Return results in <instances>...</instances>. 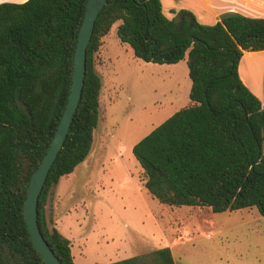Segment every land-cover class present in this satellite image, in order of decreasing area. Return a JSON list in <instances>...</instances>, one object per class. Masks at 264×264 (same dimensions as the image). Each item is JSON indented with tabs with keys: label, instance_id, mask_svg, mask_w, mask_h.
Masks as SVG:
<instances>
[{
	"label": "trees",
	"instance_id": "trees-1",
	"mask_svg": "<svg viewBox=\"0 0 264 264\" xmlns=\"http://www.w3.org/2000/svg\"><path fill=\"white\" fill-rule=\"evenodd\" d=\"M86 1L0 2V264H45L22 208L68 98ZM117 21L136 58L173 64L186 55L191 81V104L132 146L146 191L169 206L255 208L264 217V107L238 75L243 50L264 49V18L227 12L201 24L187 9L166 17L160 0H107L85 50L76 110L37 199L38 227L61 264H74L71 243L48 224L47 197L90 151L101 89L94 54ZM107 264L175 263L164 246Z\"/></svg>",
	"mask_w": 264,
	"mask_h": 264
},
{
	"label": "rangeland",
	"instance_id": "rangeland-1",
	"mask_svg": "<svg viewBox=\"0 0 264 264\" xmlns=\"http://www.w3.org/2000/svg\"><path fill=\"white\" fill-rule=\"evenodd\" d=\"M119 23L94 54L101 89L90 151L50 189L48 224L70 240L74 264H107L164 246L175 264H264V217L255 208L169 206L142 185L132 146L191 104V81L186 55L173 64L136 58L117 36Z\"/></svg>",
	"mask_w": 264,
	"mask_h": 264
},
{
	"label": "water",
	"instance_id": "water-1",
	"mask_svg": "<svg viewBox=\"0 0 264 264\" xmlns=\"http://www.w3.org/2000/svg\"><path fill=\"white\" fill-rule=\"evenodd\" d=\"M106 2L107 0L86 1L83 18L77 32V41L73 56V71L68 98L47 151L43 155L38 166L31 173L27 185L26 196L22 208L23 216L30 240L45 264H61V262L49 247L38 227L37 199L45 182L47 173L62 147L73 114L76 110L83 86L85 50L91 38L95 19Z\"/></svg>",
	"mask_w": 264,
	"mask_h": 264
},
{
	"label": "crops",
	"instance_id": "crops-1",
	"mask_svg": "<svg viewBox=\"0 0 264 264\" xmlns=\"http://www.w3.org/2000/svg\"><path fill=\"white\" fill-rule=\"evenodd\" d=\"M5 1L25 0H0V2ZM160 2L166 17L171 18L179 9H187L201 24H213L227 12L264 18V0H160ZM238 75L243 84L260 99L264 107V49L243 50L238 62Z\"/></svg>",
	"mask_w": 264,
	"mask_h": 264
}]
</instances>
